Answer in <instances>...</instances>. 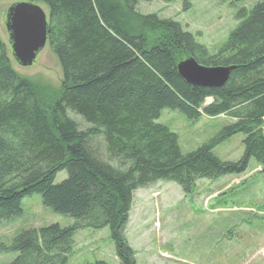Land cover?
Segmentation results:
<instances>
[{"label":"trees","instance_id":"1","mask_svg":"<svg viewBox=\"0 0 264 264\" xmlns=\"http://www.w3.org/2000/svg\"><path fill=\"white\" fill-rule=\"evenodd\" d=\"M20 1L47 9L46 45L62 83L46 93L17 76L0 41V225L20 217L21 201L34 194L74 223L21 231L0 248L16 254L7 264H66L77 231L104 228L119 263L136 264L124 229L137 190L171 182L191 195L197 181L242 175L250 160L264 179V0L236 12L239 23L212 55L177 22L138 13L145 0ZM189 56L204 67L234 70L221 87L192 86L176 70ZM163 109L190 121L220 115L234 121L183 155L177 136L156 123ZM69 112L90 128L78 130ZM237 134L239 160L213 154ZM96 136L105 157L91 149ZM63 171L65 179L55 183Z\"/></svg>","mask_w":264,"mask_h":264},{"label":"rangeland","instance_id":"2","mask_svg":"<svg viewBox=\"0 0 264 264\" xmlns=\"http://www.w3.org/2000/svg\"><path fill=\"white\" fill-rule=\"evenodd\" d=\"M260 0H145L136 6L142 15L154 14L159 19L177 22L182 31L192 35L194 42L216 53L239 21L236 12L249 9ZM20 0H0V41L17 76L40 84L46 93L57 90L62 74L48 46L29 67H20L13 60L4 27L8 7ZM47 16V9L38 3ZM78 130L89 125L78 116L67 113ZM234 120L222 115L201 116L188 120L181 113L163 109L157 124L177 136L183 155L195 151L213 139L223 127ZM243 136L237 134L220 143L213 154L224 162H235L242 155ZM101 137H93L91 149L104 156ZM102 158V157H101ZM261 167L250 160L245 173L223 176L216 180H199L191 195H184L171 182H158L133 194L124 236L134 252L136 264H264V179ZM66 173L59 172L55 183ZM22 214L0 225V248L7 246L21 231L53 224L67 227L74 223L68 217L53 213L41 203L39 195L21 201ZM66 264H87L103 261L120 264L114 253L108 229L79 230ZM13 252L0 249V264L11 262Z\"/></svg>","mask_w":264,"mask_h":264},{"label":"water","instance_id":"3","mask_svg":"<svg viewBox=\"0 0 264 264\" xmlns=\"http://www.w3.org/2000/svg\"><path fill=\"white\" fill-rule=\"evenodd\" d=\"M4 27L13 60L20 67L31 66L47 41V17L40 6L32 2H16L6 11ZM176 69L189 85L218 88L226 83L233 66L204 67L192 57L180 60Z\"/></svg>","mask_w":264,"mask_h":264},{"label":"bare ground","instance_id":"4","mask_svg":"<svg viewBox=\"0 0 264 264\" xmlns=\"http://www.w3.org/2000/svg\"><path fill=\"white\" fill-rule=\"evenodd\" d=\"M190 57H191V56H190ZM186 58H187V57H186ZM184 59H185V58H184ZM182 60H183V59H182ZM178 62H179V61H178ZM178 62H177V63H178ZM176 65H177V64H176ZM217 67H221V66H217ZM176 70H177V69H176Z\"/></svg>","mask_w":264,"mask_h":264}]
</instances>
